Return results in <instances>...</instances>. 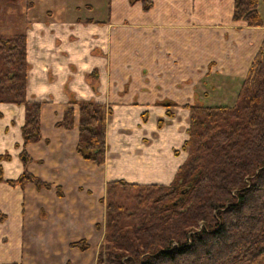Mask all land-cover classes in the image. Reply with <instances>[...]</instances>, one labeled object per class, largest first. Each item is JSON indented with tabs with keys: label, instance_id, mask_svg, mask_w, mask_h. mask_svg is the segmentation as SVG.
<instances>
[{
	"label": "crops",
	"instance_id": "0c3cea01",
	"mask_svg": "<svg viewBox=\"0 0 264 264\" xmlns=\"http://www.w3.org/2000/svg\"><path fill=\"white\" fill-rule=\"evenodd\" d=\"M108 1L96 19L74 15L72 0H0V33L25 34L26 98L44 101L26 163L24 106L0 102V264H94L106 183L168 184L187 156V105L249 67L264 39V17L233 21V0ZM70 98L109 108L101 164L74 151L77 105L71 128L56 125ZM24 171L51 186L7 182ZM81 239L87 248L71 246Z\"/></svg>",
	"mask_w": 264,
	"mask_h": 264
},
{
	"label": "trees",
	"instance_id": "16d2710c",
	"mask_svg": "<svg viewBox=\"0 0 264 264\" xmlns=\"http://www.w3.org/2000/svg\"><path fill=\"white\" fill-rule=\"evenodd\" d=\"M262 1L233 0L231 19L262 26ZM28 70L25 34H0V102L25 107L23 163L30 160L24 146L41 136L44 104L26 98ZM69 103L57 125L72 127L77 105L74 151L103 163L109 108L94 99ZM187 106L188 137L182 145L187 157L169 184L107 182L105 240L95 264H264V39L232 105ZM7 182L51 186L26 171ZM122 191L133 193L131 208L118 198ZM71 246L85 249L88 243L81 239Z\"/></svg>",
	"mask_w": 264,
	"mask_h": 264
},
{
	"label": "rangeland",
	"instance_id": "374dc122",
	"mask_svg": "<svg viewBox=\"0 0 264 264\" xmlns=\"http://www.w3.org/2000/svg\"><path fill=\"white\" fill-rule=\"evenodd\" d=\"M72 1L74 2L73 4L81 5V7L79 9L74 7V9H76L73 11V12H75L74 15L76 14L77 16H79L81 18H96V19H102V18L107 16L108 5H109L108 0H72ZM47 2H49L53 5L55 4L56 6H58V8H60L62 6V3L64 5V0H42V4L47 3ZM39 7H40V5H39ZM263 9H264V7H263ZM263 9H262V11H263L262 15L264 17V10ZM70 14L72 15L73 13H70ZM262 42H263V40H262ZM246 68H248V67H238V70L233 72V74H231L230 76L222 74V77H220L219 75H218L219 78L213 77V83H215V84L221 83V85L223 84V86L215 87V88H208L207 87V89H206L207 92H206L205 101H204L205 104L232 105L236 101L237 92L239 90L240 84L242 82L243 77L246 74L245 72H247V71H245ZM202 79H204V78H202ZM209 83H212V82H209ZM24 112H25V107H24ZM24 119H25V117H24ZM56 125H57V123H56ZM77 134H78V132H77ZM174 176H175V174H174ZM106 185H107V183H106ZM106 185H105V192H106ZM120 191L121 190L119 189L117 191V193ZM105 192H104L103 197L105 196ZM132 194L133 193L131 191H122V193L118 196V198L119 199L121 198L124 205H126L128 208H131L130 206L134 205V199L132 198ZM102 202L104 204V219H103L104 230H103L102 239L98 245L97 255H98L99 248H100L101 244L105 240V203L103 200H102ZM199 226H201L200 223L198 224V227ZM97 255H96V259H97ZM95 262H96V260H95Z\"/></svg>",
	"mask_w": 264,
	"mask_h": 264
}]
</instances>
